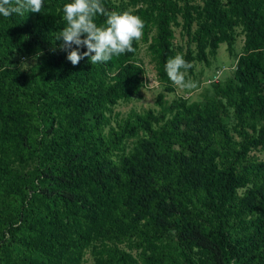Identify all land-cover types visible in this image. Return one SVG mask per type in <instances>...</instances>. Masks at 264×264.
Instances as JSON below:
<instances>
[{"label":"trees","instance_id":"1","mask_svg":"<svg viewBox=\"0 0 264 264\" xmlns=\"http://www.w3.org/2000/svg\"><path fill=\"white\" fill-rule=\"evenodd\" d=\"M70 2L0 15V264H264V0H102L143 36L77 65L56 40ZM238 28L232 73L168 102L167 61L192 73ZM141 43L165 92L120 115L144 86Z\"/></svg>","mask_w":264,"mask_h":264},{"label":"clouds","instance_id":"2","mask_svg":"<svg viewBox=\"0 0 264 264\" xmlns=\"http://www.w3.org/2000/svg\"><path fill=\"white\" fill-rule=\"evenodd\" d=\"M43 7L44 0H0V15L6 18L13 14L24 16L29 12H42ZM63 12L67 23L56 40L62 39V50L70 49L67 51V59L73 65L85 57L89 58L91 64H97L109 62L113 56L135 52L133 42L143 36L144 21L140 16L131 11H108L102 0H71L64 4ZM98 15L106 17L104 25L95 22ZM81 46H86V51L81 52ZM165 68L176 86H195L185 77L192 64L182 55L170 58Z\"/></svg>","mask_w":264,"mask_h":264},{"label":"rangeland","instance_id":"3","mask_svg":"<svg viewBox=\"0 0 264 264\" xmlns=\"http://www.w3.org/2000/svg\"><path fill=\"white\" fill-rule=\"evenodd\" d=\"M174 32L175 42L177 44L185 45L186 40L181 36L179 28H175ZM238 32L239 34L236 37L232 53L228 51V47L225 43H221L217 48L215 55L209 56V64L193 61V72H186L185 77L192 81L195 86L192 88H180L173 83V92H165L163 86L159 84L154 64L146 49V44L141 43L138 56L142 62V67L144 68V73L141 75L144 86L130 101L119 103L114 110L120 112V115H126L130 110L143 111L148 108L158 109L155 101L158 93L162 91L165 92L164 98L168 102L178 96L190 100L200 98L201 93L205 91L206 88H209L211 82L215 80H223L227 75L232 73L236 63V54L240 53L243 45V35L239 28ZM90 263V258H88V261L84 264Z\"/></svg>","mask_w":264,"mask_h":264}]
</instances>
